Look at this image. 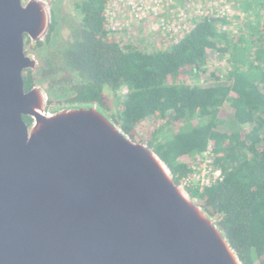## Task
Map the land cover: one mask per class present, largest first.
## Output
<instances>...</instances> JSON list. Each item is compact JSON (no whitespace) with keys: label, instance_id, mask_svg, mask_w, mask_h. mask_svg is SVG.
<instances>
[{"label":"water","instance_id":"95a60500","mask_svg":"<svg viewBox=\"0 0 264 264\" xmlns=\"http://www.w3.org/2000/svg\"><path fill=\"white\" fill-rule=\"evenodd\" d=\"M46 0H0V264H243L147 144L96 102L47 107L22 73ZM29 117L30 125L24 121Z\"/></svg>","mask_w":264,"mask_h":264},{"label":"trees","instance_id":"16d2710c","mask_svg":"<svg viewBox=\"0 0 264 264\" xmlns=\"http://www.w3.org/2000/svg\"><path fill=\"white\" fill-rule=\"evenodd\" d=\"M235 1L243 17L231 37L222 30L230 23L226 16L206 13L167 50L147 51L132 43L122 45L111 35L105 18L109 0H82L74 4L80 18L74 39L54 57L79 80L68 88L70 97L64 103L102 106L104 89L113 94L126 89L122 110L110 117L133 141L153 149L176 184L190 173L189 161L210 146L222 180L201 192H187L217 218L243 264H264V0ZM54 27L52 17L46 44ZM29 41L26 38V44ZM212 52L228 56V84L175 83L182 74L204 72ZM47 66L54 71L53 64ZM210 76L220 80L214 72ZM22 78L28 91L33 86L31 71H23ZM224 103L234 110L232 128ZM151 117L159 124L137 135L141 123ZM23 119L27 125L32 122Z\"/></svg>","mask_w":264,"mask_h":264},{"label":"rangeland","instance_id":"374dc122","mask_svg":"<svg viewBox=\"0 0 264 264\" xmlns=\"http://www.w3.org/2000/svg\"><path fill=\"white\" fill-rule=\"evenodd\" d=\"M26 1L22 0L23 3ZM54 1L55 27L51 41L32 52L36 55L38 65L31 70V74L36 85L50 100L63 101L70 97L68 88L79 80L74 78L75 75L72 72L62 70L54 56L74 39L75 31L80 24L74 4L82 0ZM206 13L217 17L226 16L230 20V23L222 28L227 32L228 37L236 33L238 20L243 17L235 0H109L105 12L109 31L116 40L122 45L132 43L139 49L147 51L167 50L192 28L201 15ZM24 45L28 52L33 47L29 43ZM227 57V55L212 52L208 55L204 72L192 75L182 74L175 83L189 87L226 85L228 82L224 77V67ZM49 63L53 64L54 71L49 70L47 66ZM211 72L220 77L218 82L212 80ZM125 93L124 87L116 94L109 89L103 90L102 107L110 116L117 115L122 110ZM222 107L226 121L230 125L229 128H232L234 110L227 103H224ZM158 124L156 117L143 121L137 130V135L148 133Z\"/></svg>","mask_w":264,"mask_h":264},{"label":"built area","instance_id":"2783aa9c","mask_svg":"<svg viewBox=\"0 0 264 264\" xmlns=\"http://www.w3.org/2000/svg\"><path fill=\"white\" fill-rule=\"evenodd\" d=\"M189 165L191 171L181 179L180 183L186 191L194 188L201 192L213 183L222 180L221 171L213 165V155L210 146L200 156L191 159ZM192 201L196 203V199H192Z\"/></svg>","mask_w":264,"mask_h":264},{"label":"flooded vegetation","instance_id":"af4514ba","mask_svg":"<svg viewBox=\"0 0 264 264\" xmlns=\"http://www.w3.org/2000/svg\"><path fill=\"white\" fill-rule=\"evenodd\" d=\"M48 1V3H50L51 4V12H52V17H53V7H54V0H47ZM45 41V40H44ZM40 42V43H42V47H43V45H45V42ZM24 43H26V38H25V42ZM37 43V42H36ZM36 43H34V42H31V41H29V44H31L33 47L32 48H30L29 49V52L27 51V50H25V48H24V50H25V54L26 55H30V56H32L34 59H35V61H36V65H38V62H37V58L35 57L36 55L34 54V53H32L35 49H38V48H36ZM25 46V45H24ZM31 71V70H30ZM33 77V76H32ZM75 78V77H74ZM74 80V79H73ZM32 87L31 88H33V87H37V88H39V86L38 85H36V82H35V80H34V77H33V82H32ZM30 88V89H31ZM29 89V90H30ZM40 89V88H39ZM41 90V89H40ZM42 91V90H41ZM43 92V91H42ZM44 93V92H43ZM44 96H45V98L47 99V107H52V106H56V105H59V104H63L64 103V101L66 100H63V101H58V100H50L46 95H45V93H44ZM52 102V103H51ZM55 102H59L58 104H56ZM60 102H62V103H60ZM50 103V104H49Z\"/></svg>","mask_w":264,"mask_h":264}]
</instances>
